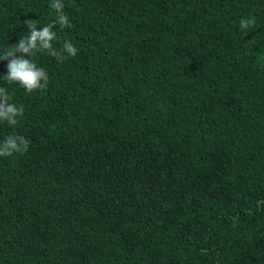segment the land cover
Wrapping results in <instances>:
<instances>
[{"label":"trees","instance_id":"obj_1","mask_svg":"<svg viewBox=\"0 0 264 264\" xmlns=\"http://www.w3.org/2000/svg\"><path fill=\"white\" fill-rule=\"evenodd\" d=\"M51 2L0 0V53ZM62 2L46 90L0 61V264H264V0Z\"/></svg>","mask_w":264,"mask_h":264},{"label":"clouds","instance_id":"obj_2","mask_svg":"<svg viewBox=\"0 0 264 264\" xmlns=\"http://www.w3.org/2000/svg\"><path fill=\"white\" fill-rule=\"evenodd\" d=\"M49 6L56 13V18L51 24L38 28L34 21H25L27 28L30 29L28 34L0 53V61H7V73L2 79L9 84H19L29 93L46 90L49 82L47 71L38 67L30 57L37 53H47L57 61L63 62L68 56L75 57L78 53V49L70 41H65L59 50L54 47L53 41L57 38L54 28L57 25L61 29L70 27V22L64 12L65 5L62 0H52ZM255 24V18H242L239 22L241 35L246 36L248 30ZM10 101L11 96L7 89L0 87V121L15 127L19 123L18 118L23 117L25 109L23 105L18 106ZM28 150L29 140L23 135H9L0 141V157H10L15 153L23 155Z\"/></svg>","mask_w":264,"mask_h":264}]
</instances>
